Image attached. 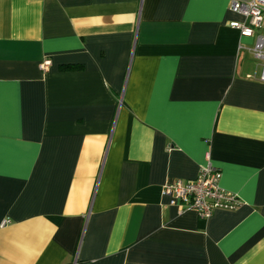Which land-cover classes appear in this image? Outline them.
I'll use <instances>...</instances> for the list:
<instances>
[{"label": "crops", "instance_id": "crops-1", "mask_svg": "<svg viewBox=\"0 0 264 264\" xmlns=\"http://www.w3.org/2000/svg\"><path fill=\"white\" fill-rule=\"evenodd\" d=\"M235 20L229 0H0V264H264V81ZM208 160L241 204H169Z\"/></svg>", "mask_w": 264, "mask_h": 264}, {"label": "built area", "instance_id": "built-area-1", "mask_svg": "<svg viewBox=\"0 0 264 264\" xmlns=\"http://www.w3.org/2000/svg\"><path fill=\"white\" fill-rule=\"evenodd\" d=\"M230 9L243 16V21H231L230 26L239 30L241 36L254 38L252 54L261 63L258 76L264 81V34L257 33L264 25V0H229ZM50 61L45 59L40 68L46 70ZM221 172L210 161L201 165L195 177L173 180L163 184L161 193L169 204L194 209L203 218L210 217L217 209L233 210L241 204L235 192L222 187Z\"/></svg>", "mask_w": 264, "mask_h": 264}, {"label": "trees", "instance_id": "trees-1", "mask_svg": "<svg viewBox=\"0 0 264 264\" xmlns=\"http://www.w3.org/2000/svg\"><path fill=\"white\" fill-rule=\"evenodd\" d=\"M62 69H74V68H78L77 65H71V64H66V65H62L61 66Z\"/></svg>", "mask_w": 264, "mask_h": 264}]
</instances>
